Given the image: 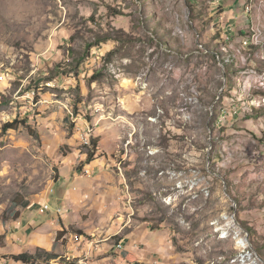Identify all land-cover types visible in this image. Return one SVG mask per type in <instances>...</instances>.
<instances>
[{
  "label": "rangeland",
  "instance_id": "1",
  "mask_svg": "<svg viewBox=\"0 0 264 264\" xmlns=\"http://www.w3.org/2000/svg\"><path fill=\"white\" fill-rule=\"evenodd\" d=\"M245 2L233 34L228 0H0V264L36 252L91 139L120 209L40 264H168L124 250L139 223L170 231L176 264H264L240 220L264 209V0Z\"/></svg>",
  "mask_w": 264,
  "mask_h": 264
},
{
  "label": "crops",
  "instance_id": "2",
  "mask_svg": "<svg viewBox=\"0 0 264 264\" xmlns=\"http://www.w3.org/2000/svg\"><path fill=\"white\" fill-rule=\"evenodd\" d=\"M230 3L234 8L229 10L225 6L224 11L227 19L229 17L227 11L231 13L227 24H229V32L235 34L236 28L244 27L246 23L249 24L251 21H249L250 16L245 12L247 7H245V0H228L227 5ZM104 116L112 117L113 114L107 111ZM112 166L108 162L97 160L86 167L84 174L75 173L71 181L63 183V179H60V195L51 203L53 209L49 212V216H46V219H44L47 222L40 226L37 232H32L29 236L30 244L35 245L33 248L31 247L30 251L37 248L52 252L54 248L53 235L57 232L68 230L70 227L80 230L103 229L105 219L109 216L110 212L120 209L116 201L118 197L117 179L110 170ZM58 205L64 206L67 210L66 214L61 218V223H58L59 217L55 212ZM240 214L242 226L251 231L252 242L258 243L256 247L257 251L264 254V209H250L246 207L241 210ZM54 218H57V220L54 221ZM149 225H146V223L134 225L135 228L137 227L136 231L132 233L134 244L129 245V243L128 246L124 239L122 242L126 245L124 250L129 252L133 250L132 252L136 257L143 261L148 260L149 262L157 261V258L151 257L152 254L165 251L166 256L170 259L168 264L180 263L181 258L172 244L170 231L151 232L152 226L151 224ZM31 229L32 226L28 225L26 234L22 238L26 239L27 232ZM142 247H147V250H145L148 252L142 250ZM31 254L33 253L31 252Z\"/></svg>",
  "mask_w": 264,
  "mask_h": 264
},
{
  "label": "trees",
  "instance_id": "3",
  "mask_svg": "<svg viewBox=\"0 0 264 264\" xmlns=\"http://www.w3.org/2000/svg\"><path fill=\"white\" fill-rule=\"evenodd\" d=\"M19 123L16 121L14 123H9L5 125V131L15 130ZM92 148L90 149V153L88 154L87 161L85 166L91 165L96 160V155L98 150V140L91 139ZM59 234H63V232H58L56 237ZM82 234V233H81ZM81 236H84L83 234ZM87 238V237H86ZM16 262L23 264H40V263H51L57 259H59V255L54 252H47L43 249H37L35 253H23L17 256L12 257Z\"/></svg>",
  "mask_w": 264,
  "mask_h": 264
},
{
  "label": "built area",
  "instance_id": "4",
  "mask_svg": "<svg viewBox=\"0 0 264 264\" xmlns=\"http://www.w3.org/2000/svg\"><path fill=\"white\" fill-rule=\"evenodd\" d=\"M51 193L53 194V190H51ZM53 209L52 205L49 204V203H46L45 207H42L41 210H40V213L42 215H46V214H49V212ZM66 209L64 206H60V207H57L55 209V212L58 216L62 217L66 214Z\"/></svg>",
  "mask_w": 264,
  "mask_h": 264
},
{
  "label": "bare ground",
  "instance_id": "5",
  "mask_svg": "<svg viewBox=\"0 0 264 264\" xmlns=\"http://www.w3.org/2000/svg\"><path fill=\"white\" fill-rule=\"evenodd\" d=\"M241 244H242V246H243L244 248H246V246H245L246 243H244V241H242Z\"/></svg>",
  "mask_w": 264,
  "mask_h": 264
}]
</instances>
